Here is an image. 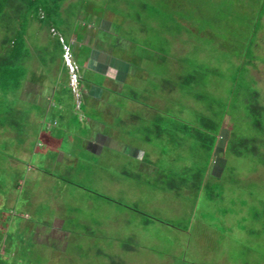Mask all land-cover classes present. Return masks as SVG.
<instances>
[{
    "label": "rangeland",
    "instance_id": "374dc122",
    "mask_svg": "<svg viewBox=\"0 0 264 264\" xmlns=\"http://www.w3.org/2000/svg\"><path fill=\"white\" fill-rule=\"evenodd\" d=\"M87 1L113 10L114 20L124 23L121 36L138 45L139 62L150 50L158 54L153 86L140 78L126 85L124 94L135 97L126 104L136 117L130 121L124 109L125 122L116 124L130 129L128 137L157 170L138 174L119 155L105 164L107 150L92 174L77 169L58 177L52 164L44 165V156L52 150L55 156L56 138L50 137L62 135L61 126L41 133L34 118V127L24 128L20 138L3 130L8 140L15 139H0V241L28 236L21 219L28 211L30 222L46 214L73 225L78 209L84 223H77L78 246L69 249L74 260L67 264H264V16L259 21L264 0ZM31 26L27 41L44 55V44L53 39L45 35L46 26L35 21ZM143 64L147 70L153 65L147 58ZM15 99L21 103L20 96ZM256 101L261 112L249 108ZM150 107L155 118L144 113ZM206 120L219 127L212 159L196 138ZM231 133L248 143L229 142ZM22 140L35 152L15 159L13 152L26 147L12 144ZM104 165L113 169L105 174ZM121 165L131 166L128 175L119 171ZM53 166L57 173L61 165ZM197 176L205 180L200 189ZM7 192L14 194L3 195ZM89 231L97 237L90 238ZM12 256H0V264L32 259Z\"/></svg>",
    "mask_w": 264,
    "mask_h": 264
},
{
    "label": "crops",
    "instance_id": "0c3cea01",
    "mask_svg": "<svg viewBox=\"0 0 264 264\" xmlns=\"http://www.w3.org/2000/svg\"><path fill=\"white\" fill-rule=\"evenodd\" d=\"M77 2L79 0L62 1L59 13L56 14V18L60 17L58 23L52 24L51 28L44 25L46 26L44 27L45 35H50L53 39L51 44L48 45V41L44 44V55H39L36 47L31 42L28 43L26 32L28 53L23 61L12 67L15 73L20 72L23 77L17 88L6 92L0 88V100L8 104V110L5 112L7 118L5 122H0V139L10 143L16 136L22 137L25 135L24 128L32 129L36 124L33 119L36 118L40 123L41 133L44 128L58 129L60 126L63 131L60 136L50 137V139L56 138V142L52 144L56 150L55 156H51L53 150L45 151L50 156H44V165L52 164L55 168L54 174L58 177L61 172L70 174L77 169V174L82 170H88L90 173L98 170L97 162L103 163L98 160V157L105 155L107 150L109 156L105 159V164H110L109 160L119 155L120 162L133 163L132 169H136L138 174L145 172L155 174L157 169L152 162L146 160L145 149L138 145L135 139L128 137L127 132L130 129L126 127L123 130L122 126L116 124L125 122L124 109L127 110V114L130 113L127 119L133 121L136 117L126 104V101L135 100V97L131 96L130 99L124 94L126 85L140 78L147 81V84L151 82L153 86L155 77L152 74L156 73L154 63L158 54L147 50L149 53L142 56V61L139 62L138 45L134 40L121 36L124 23L114 20L115 15L112 9L98 3L89 4L87 0H82L79 6L73 7L72 5ZM81 6L84 8L80 9ZM66 14H72L73 17L70 18ZM32 22L28 27L32 28ZM35 22L43 25L38 21ZM59 34L71 44L74 60L80 66V86L83 93L80 103L69 89V74L63 63V47L58 39ZM143 58L152 60L151 69L144 68ZM18 96L21 97L19 100L21 103L18 102L16 105L15 97ZM78 103L80 106L77 105ZM153 111L154 109L150 107V113L149 110L144 113L149 119L155 118L156 114L154 115ZM75 119L78 120L79 125ZM31 123L32 128L29 129ZM64 126L66 128L63 130ZM3 130L14 133L15 138L8 140L6 136H3L4 133H1ZM159 130L161 132L163 129ZM146 138L149 140L148 136ZM44 140L48 139L44 137ZM39 141L33 145L36 147ZM12 146L26 147L21 151L13 152L15 159L21 157L24 160L25 154L35 152V150L27 151L23 140L20 144L13 143ZM81 155L84 160H81ZM63 164H66V167L63 168ZM53 165H61L57 173L58 169ZM111 167L103 166L105 174ZM126 167L121 165L119 168L124 176L129 174L131 166L126 165ZM9 194L13 195L14 192L3 195ZM2 200L4 199L0 197V205L3 203ZM58 207L55 201L53 209ZM77 210L73 225L67 224L65 217H56L51 220V217L46 214L41 222L32 220L30 222L28 211L25 217L21 216L22 222L27 221L26 235L28 236H18L14 233L17 236L16 242L12 238L9 239L8 237H11L9 235L3 237L2 240L7 239V242L0 241V256L6 258L13 255L21 258L29 254L32 256L29 264H67L74 260V257H69L67 253L70 248L77 249L79 240L75 229L78 228L77 223H84L83 217L78 215ZM22 222H12V224L16 226L21 223L22 225ZM19 227L21 226L17 228ZM107 233H109L108 230ZM88 235L90 238L97 237V233L93 234L91 231Z\"/></svg>",
    "mask_w": 264,
    "mask_h": 264
},
{
    "label": "trees",
    "instance_id": "16d2710c",
    "mask_svg": "<svg viewBox=\"0 0 264 264\" xmlns=\"http://www.w3.org/2000/svg\"><path fill=\"white\" fill-rule=\"evenodd\" d=\"M62 1L65 0H0V88L5 90V92L17 88L19 85L18 83H20L23 77L20 72L15 73L12 67H14L16 63L23 61L26 53H28L25 35L30 22L38 21L51 28L52 24L58 23V18L60 17L56 18V14L59 13ZM263 16L264 12L260 14L259 21ZM259 30L258 23L253 36L256 37ZM60 38L63 37L59 34V41ZM15 79L17 80L14 81ZM69 89L72 92L71 88ZM255 95L257 96V94ZM249 108L260 112L263 110L262 105L258 101L249 105ZM7 110L8 104L0 100V122L2 123L5 122L4 120L7 118V115H5ZM256 124L260 126V121L257 120ZM218 135L219 127L217 123L212 120H206V130L199 131L196 135V138L202 142L203 147L206 148V151L209 153L210 159L213 158L212 154L218 141ZM231 141L234 143H242V145L248 143V139H238L233 136L232 133L229 138V142ZM254 150L257 152L256 148H254ZM246 151L248 152V150ZM233 152L238 156L243 154L241 150H234ZM208 172L206 171V187L209 186L208 181L211 176ZM195 180L200 181L197 186L198 189L205 184L203 177L199 179L197 176ZM194 184L196 185V183Z\"/></svg>",
    "mask_w": 264,
    "mask_h": 264
},
{
    "label": "built area",
    "instance_id": "2783aa9c",
    "mask_svg": "<svg viewBox=\"0 0 264 264\" xmlns=\"http://www.w3.org/2000/svg\"><path fill=\"white\" fill-rule=\"evenodd\" d=\"M63 47V63L65 64L68 74H69V86L78 102L82 98V89L80 86L81 74L80 66L74 60L73 50L71 44L67 43L64 38H60ZM77 104L80 106V104Z\"/></svg>",
    "mask_w": 264,
    "mask_h": 264
},
{
    "label": "water",
    "instance_id": "95a60500",
    "mask_svg": "<svg viewBox=\"0 0 264 264\" xmlns=\"http://www.w3.org/2000/svg\"><path fill=\"white\" fill-rule=\"evenodd\" d=\"M219 142H220V139H219Z\"/></svg>",
    "mask_w": 264,
    "mask_h": 264
}]
</instances>
